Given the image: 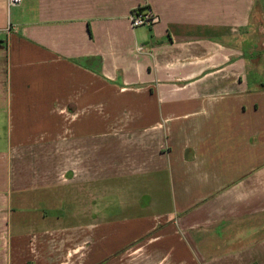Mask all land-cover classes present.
Instances as JSON below:
<instances>
[{
    "label": "crops",
    "instance_id": "0c3cea01",
    "mask_svg": "<svg viewBox=\"0 0 264 264\" xmlns=\"http://www.w3.org/2000/svg\"><path fill=\"white\" fill-rule=\"evenodd\" d=\"M263 32L264 0H0V264H264Z\"/></svg>",
    "mask_w": 264,
    "mask_h": 264
},
{
    "label": "built area",
    "instance_id": "2783aa9c",
    "mask_svg": "<svg viewBox=\"0 0 264 264\" xmlns=\"http://www.w3.org/2000/svg\"><path fill=\"white\" fill-rule=\"evenodd\" d=\"M22 1L23 0H7V3L9 7H12L20 5ZM128 20L131 28L135 29L142 26L153 27L160 21V17L148 7H137L130 12ZM136 51L142 53L147 51V48L145 45L138 44L136 46Z\"/></svg>",
    "mask_w": 264,
    "mask_h": 264
},
{
    "label": "rangeland",
    "instance_id": "374dc122",
    "mask_svg": "<svg viewBox=\"0 0 264 264\" xmlns=\"http://www.w3.org/2000/svg\"><path fill=\"white\" fill-rule=\"evenodd\" d=\"M254 30H256L255 31V35H258V34L261 35L262 34L261 31L258 28L252 29L251 32L254 33ZM263 34H264V32H263ZM259 35H258V39H260L261 36H262V35L261 36H259ZM263 51H264V49H263ZM260 52L262 53V50H260ZM262 55L260 56V58H263V60H264V54H262ZM263 64H264V61H263ZM254 70H255V68H253V67H252V69H250L251 77H256V72ZM262 81L264 83V73H263V76H262Z\"/></svg>",
    "mask_w": 264,
    "mask_h": 264
},
{
    "label": "water",
    "instance_id": "95a60500",
    "mask_svg": "<svg viewBox=\"0 0 264 264\" xmlns=\"http://www.w3.org/2000/svg\"><path fill=\"white\" fill-rule=\"evenodd\" d=\"M0 47H2V46H0Z\"/></svg>",
    "mask_w": 264,
    "mask_h": 264
}]
</instances>
